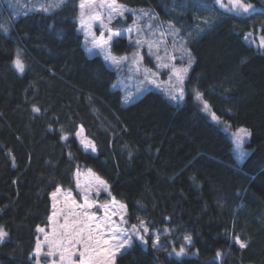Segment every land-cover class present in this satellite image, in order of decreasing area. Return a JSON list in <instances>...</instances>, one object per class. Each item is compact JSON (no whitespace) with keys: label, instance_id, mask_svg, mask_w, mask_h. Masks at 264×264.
Returning a JSON list of instances; mask_svg holds the SVG:
<instances>
[{"label":"trees","instance_id":"obj_1","mask_svg":"<svg viewBox=\"0 0 264 264\" xmlns=\"http://www.w3.org/2000/svg\"><path fill=\"white\" fill-rule=\"evenodd\" d=\"M77 1L23 14L10 35L0 27V226L8 232L0 264H36L37 227L48 225L51 193L75 192L82 169L126 205L129 226L143 220L149 236L160 235L159 249L151 239L136 241L115 264H264V45L245 39L260 31L264 41V0H245L254 10L242 14L203 2L217 20L191 40L182 104L157 90L124 104L113 85L117 72L84 48ZM118 1L153 7L169 20L182 0ZM126 41L115 43V53L131 51ZM195 91L221 122L250 131L242 163ZM80 129L95 153L82 150ZM185 236L195 253L177 257L170 251H179Z\"/></svg>","mask_w":264,"mask_h":264},{"label":"rangeland","instance_id":"obj_2","mask_svg":"<svg viewBox=\"0 0 264 264\" xmlns=\"http://www.w3.org/2000/svg\"><path fill=\"white\" fill-rule=\"evenodd\" d=\"M69 0H0V23L1 30L4 34L10 35L15 21L23 14L33 12V11H43L52 12L68 3ZM202 5L198 3L197 0H182L179 3V9L169 17L168 20H163L160 14L153 7H132L125 5L118 0H79L78 8V29L83 35L84 48L90 56H101L105 63L117 72V79L115 81L114 88L120 89L123 97L124 104H131L140 98L147 92L151 90H157L163 93L168 99L173 101V103L182 104L186 99V81L191 72L194 64V57L190 49L191 40L199 37L207 29L210 28L217 20L215 17V11L212 7L206 6L205 0H199ZM215 1V0H214ZM224 4L228 3V0H223ZM244 3L245 0H244ZM81 4L84 5L81 8ZM219 8L224 11H228L226 8L221 7L219 4L214 2ZM247 4V3H246ZM200 5V6H199ZM47 8L48 11L43 9ZM254 10V7L249 9L247 12ZM123 14H119L120 12ZM235 13H247L243 10L239 12L233 10ZM186 15L184 19L180 21V24L173 22L171 20H178L182 17V14ZM192 14V22L195 23L191 26L189 21V16ZM109 17L111 19L109 20ZM81 19L84 23L81 24ZM214 22V23H213ZM91 25L89 28L88 25ZM247 36L246 41L253 46H256L259 41L264 45L263 37L259 33ZM103 33V36H101ZM120 33V35H115ZM112 35V40L108 41V36ZM121 38H125L127 43L132 46L131 51L124 53H115L114 45L116 42L120 41ZM140 41L138 44L137 41ZM95 41V44L93 43ZM105 41H108L105 43ZM151 44V47H149ZM99 45V47H97ZM19 58V56H17ZM15 57V59L17 58ZM106 57H108L106 59ZM14 59V60H15ZM21 60V58H19ZM113 59L120 60L119 65L113 63ZM191 60V66L188 68L186 75L184 76L183 87V98L180 99V93L177 91L181 85L178 84L175 75L172 72L173 67L176 69L188 67V62ZM23 63L24 67L25 64ZM167 64L168 67H164ZM14 65V63H13ZM15 67V66H14ZM16 69V67H15ZM17 70V69H16ZM18 71V70H17ZM25 71V68H24ZM18 71L19 73H24ZM197 92L195 91V94ZM175 95L178 98L172 99L171 97ZM202 104V110L205 112L210 119L211 110L204 111V102L199 99ZM213 120V119H212ZM218 123L225 132H228L232 143H234V154L238 163H242L250 153L249 149L246 148L245 144L249 141L250 135L244 138V143L242 144V150L245 153L243 158L240 156V150L237 149L234 142L233 133L239 128L246 127H232L226 122H221V120H213ZM250 133V131H248ZM77 133V140L82 150L90 153V149H85L81 144V140L90 141L85 135L83 129H80ZM91 142V141H90ZM89 169H82L75 171V182L77 185V178L80 182V187L85 188L88 186L89 181L92 177L88 173ZM77 172H79V177H77ZM93 172V171H92ZM95 173V172H93ZM96 174V173H95ZM96 176H99L96 174ZM100 177V176H99ZM101 178V177H100ZM102 179V178H101ZM108 185V184H107ZM93 185V190L90 192V197L95 199L99 204H107L110 211L116 210L120 211L119 205L122 203L115 199V206L112 203V195L101 191L100 195L97 197ZM60 191L57 192L56 200L52 201V211L50 216L54 211L66 210L67 205L64 197L71 192L73 197L76 199L78 204L83 203V198L80 195V189L76 186V191H69L67 189L59 188ZM109 190V186H108ZM57 189L54 191L56 192ZM55 204V208H53ZM124 205V203L122 204ZM89 213H94L98 218L104 216L103 209L97 211L96 208H91L88 210ZM127 214V212H126ZM49 216V217H50ZM60 223H63L62 217H58ZM114 221L119 223V217H112ZM126 219V216H125ZM124 228H130L128 224L122 225ZM45 232H51V221L49 220L48 225L43 226ZM160 237V235H159ZM38 240L42 244V251L47 250V246L43 245L44 233L38 232ZM186 253L181 256L194 254L195 251H189L190 245H186ZM123 252V250H121ZM173 255H176L177 249L174 248L170 251ZM119 255V254H118ZM117 255V256H118ZM34 258V253H33ZM37 264L36 259L34 258ZM116 262V261H115ZM39 264H49V260H46L43 254L39 258Z\"/></svg>","mask_w":264,"mask_h":264},{"label":"snow or ice","instance_id":"obj_3","mask_svg":"<svg viewBox=\"0 0 264 264\" xmlns=\"http://www.w3.org/2000/svg\"><path fill=\"white\" fill-rule=\"evenodd\" d=\"M62 3L63 0H60ZM115 0H113V3ZM217 4L221 7L226 8L228 11H237L243 10L247 12L249 9L253 8L251 4L244 3V0H228L227 4L223 3V0H215ZM84 5L81 4V8ZM48 11L47 8L43 9ZM119 14H123L121 11ZM111 17H109V20ZM84 21L81 19V24ZM90 28L91 25L89 24ZM115 35H120L116 33ZM103 36V33H101ZM112 40V35L108 36V41ZM108 41H105L107 43ZM95 44V41H93ZM139 44L140 41L138 40ZM99 47V45H97ZM151 47V44H149ZM108 57H106L107 59ZM14 66L20 72L24 71V65L21 60L17 57L14 61ZM113 63L119 65L120 60L113 59ZM191 66V60L188 62V67L176 69L173 67L172 72L176 77V80L181 87L177 89L180 93L179 98H183V83L184 76L186 75L188 68ZM164 67H168L167 64ZM172 99H177L178 97L173 95ZM197 99H202V94L199 92L196 93ZM209 110V105L207 102H204V111ZM34 112H39L40 109L33 107ZM211 118L213 120H218V117L215 113H211ZM79 135V133H77ZM250 133L244 128H239L235 133L234 142L237 149L240 150V156L243 158L245 153L242 150V144L244 143V138L249 136ZM61 139H67L66 136H62ZM81 144L85 149H90L92 152L96 151L95 145L84 139L81 140ZM89 175L92 179L89 181V184L85 188L80 187L79 179L77 178V188L80 189V195L83 198V203L78 204L76 199L73 197L72 193L69 192L65 197V202L67 205L66 210H61L59 212L54 211L49 217L51 221V232H45V228L37 227V231L44 233L43 245L47 246L46 251H42V244L37 240L34 258L39 264V258L41 254L45 257L46 260H49V264H115L118 254L126 253L129 249L135 246V242L139 241L144 245H147L149 239H151V245L154 249H159L160 247V237L159 234H155L154 238L149 236V227L143 221L140 220L138 224L133 223L130 225V228H124L122 225L128 224V220L125 219L126 216V205H119L120 211L109 209L107 204H99L97 201L90 197V192L93 190V185L95 186L94 190L96 196L98 197L101 191L106 192L110 195L108 190L107 182L101 179L99 176H96L91 169L88 170ZM77 177H79V172H77ZM60 189L57 188L56 192L51 193L52 199L55 201L57 197V192ZM113 205L115 206V198L112 200ZM55 208V204H53ZM96 208L97 211L103 209L104 216L97 217L94 213H89V209ZM118 216L119 223L114 221L112 217ZM58 217H62L63 223H60ZM8 236V232L4 230L3 226H0V243H2L5 237ZM147 237V239H146ZM185 244H192L190 237L185 236ZM235 243L239 244L240 248H245L247 245L238 237L234 238ZM123 250V252L121 251ZM186 253L185 245H181L179 251L176 252V255H184ZM171 254V253H170ZM221 253L218 251L216 256H220Z\"/></svg>","mask_w":264,"mask_h":264}]
</instances>
